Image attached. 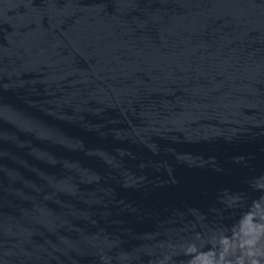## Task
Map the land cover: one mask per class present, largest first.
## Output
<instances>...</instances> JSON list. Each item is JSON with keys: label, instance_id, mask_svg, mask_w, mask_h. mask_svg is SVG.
Returning <instances> with one entry per match:
<instances>
[{"label": "water", "instance_id": "95a60500", "mask_svg": "<svg viewBox=\"0 0 264 264\" xmlns=\"http://www.w3.org/2000/svg\"><path fill=\"white\" fill-rule=\"evenodd\" d=\"M248 214L264 0H0V264H211Z\"/></svg>", "mask_w": 264, "mask_h": 264}, {"label": "clouds", "instance_id": "9594fccd", "mask_svg": "<svg viewBox=\"0 0 264 264\" xmlns=\"http://www.w3.org/2000/svg\"><path fill=\"white\" fill-rule=\"evenodd\" d=\"M244 219L249 230L245 235L250 243H246L243 248L231 249L224 247L225 238H220L215 250L209 248L213 251L211 264H261L260 257L264 256V249H262L264 222L261 220L264 217L248 214ZM204 254L198 253V255Z\"/></svg>", "mask_w": 264, "mask_h": 264}]
</instances>
